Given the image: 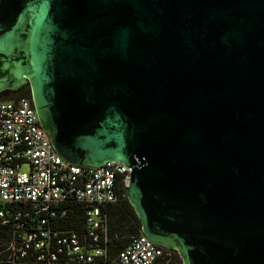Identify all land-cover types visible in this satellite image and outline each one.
Returning <instances> with one entry per match:
<instances>
[{
	"label": "water",
	"instance_id": "95a60500",
	"mask_svg": "<svg viewBox=\"0 0 264 264\" xmlns=\"http://www.w3.org/2000/svg\"><path fill=\"white\" fill-rule=\"evenodd\" d=\"M64 162L130 168L180 264H264V0H0V93Z\"/></svg>",
	"mask_w": 264,
	"mask_h": 264
},
{
	"label": "built area",
	"instance_id": "2783aa9c",
	"mask_svg": "<svg viewBox=\"0 0 264 264\" xmlns=\"http://www.w3.org/2000/svg\"><path fill=\"white\" fill-rule=\"evenodd\" d=\"M129 173L119 161H62L30 99L0 101V264H151L168 257L171 251L140 233L107 253V207L125 197Z\"/></svg>",
	"mask_w": 264,
	"mask_h": 264
},
{
	"label": "trees",
	"instance_id": "16d2710c",
	"mask_svg": "<svg viewBox=\"0 0 264 264\" xmlns=\"http://www.w3.org/2000/svg\"><path fill=\"white\" fill-rule=\"evenodd\" d=\"M23 97L29 99L26 88L16 96L0 97V101ZM109 220L107 226V240L105 246L109 256H114L127 243L128 237L139 234V223L123 197L116 204L107 207ZM151 264H180L177 256L171 252L168 257H160Z\"/></svg>",
	"mask_w": 264,
	"mask_h": 264
},
{
	"label": "flooded vegetation",
	"instance_id": "af4514ba",
	"mask_svg": "<svg viewBox=\"0 0 264 264\" xmlns=\"http://www.w3.org/2000/svg\"><path fill=\"white\" fill-rule=\"evenodd\" d=\"M27 87L26 86H23L22 88L18 89L17 91L15 92H3V93H0V97H8V96H16L18 95L19 93L23 92ZM28 89V88H27Z\"/></svg>",
	"mask_w": 264,
	"mask_h": 264
},
{
	"label": "rangeland",
	"instance_id": "374dc122",
	"mask_svg": "<svg viewBox=\"0 0 264 264\" xmlns=\"http://www.w3.org/2000/svg\"><path fill=\"white\" fill-rule=\"evenodd\" d=\"M20 169L21 171H26L27 170L26 164H22Z\"/></svg>",
	"mask_w": 264,
	"mask_h": 264
}]
</instances>
